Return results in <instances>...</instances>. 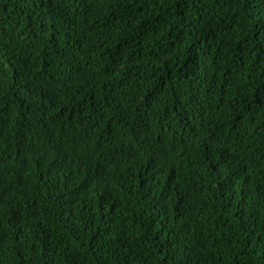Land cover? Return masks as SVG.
Here are the masks:
<instances>
[{"label": "trees", "instance_id": "16d2710c", "mask_svg": "<svg viewBox=\"0 0 264 264\" xmlns=\"http://www.w3.org/2000/svg\"><path fill=\"white\" fill-rule=\"evenodd\" d=\"M0 264H264V0H0Z\"/></svg>", "mask_w": 264, "mask_h": 264}]
</instances>
